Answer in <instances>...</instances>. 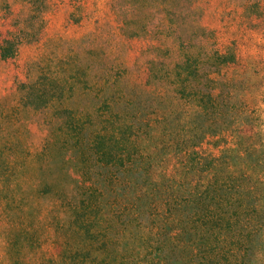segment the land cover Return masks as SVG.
I'll return each instance as SVG.
<instances>
[{
  "label": "rangeland",
  "instance_id": "obj_1",
  "mask_svg": "<svg viewBox=\"0 0 264 264\" xmlns=\"http://www.w3.org/2000/svg\"><path fill=\"white\" fill-rule=\"evenodd\" d=\"M34 3L0 0V45L14 44L0 55V263L92 264L87 252L99 264L162 246L167 264V199L214 174L245 175L262 208L264 0ZM122 120L138 148L125 169L86 145ZM88 184L97 238L70 209Z\"/></svg>",
  "mask_w": 264,
  "mask_h": 264
},
{
  "label": "trees",
  "instance_id": "obj_2",
  "mask_svg": "<svg viewBox=\"0 0 264 264\" xmlns=\"http://www.w3.org/2000/svg\"><path fill=\"white\" fill-rule=\"evenodd\" d=\"M29 1L35 4V0ZM13 47L11 40L5 38L0 45V55H12ZM224 56L223 53L219 54L220 58ZM184 70L191 73L188 68ZM39 92L42 93V90ZM82 127L79 122L73 121L70 129L75 133V138H79ZM135 133L131 122L122 120L115 131L93 133L86 143L87 149H93L95 159L102 164L119 165L125 169L138 155ZM194 156L192 167L201 162L200 157L196 159ZM207 162L208 171L212 161ZM244 180L243 174H214L211 182L197 189L195 194H172L167 199V264H264V205L261 209L251 205L254 186L243 185ZM85 192L90 196L87 201L80 199L78 203H71L70 209L74 217L81 218L82 225L91 236L97 238L102 227L99 201L94 198L97 192L90 184ZM188 205H193V210L184 214ZM141 225L138 221L137 227ZM155 229H161V225H156ZM195 236L200 237V242H193ZM164 251V247L158 246L149 250V256L147 252L139 251H135L131 257L124 254L117 258L105 256L99 264H164ZM83 255L86 258L89 256L92 264L97 257L87 252ZM0 264L11 263L5 261Z\"/></svg>",
  "mask_w": 264,
  "mask_h": 264
}]
</instances>
